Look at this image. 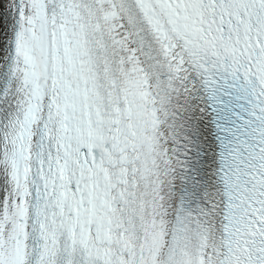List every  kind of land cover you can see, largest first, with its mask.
Here are the masks:
<instances>
[{"label": "snow or ice", "instance_id": "snow-or-ice-1", "mask_svg": "<svg viewBox=\"0 0 264 264\" xmlns=\"http://www.w3.org/2000/svg\"><path fill=\"white\" fill-rule=\"evenodd\" d=\"M0 264H264V0H0Z\"/></svg>", "mask_w": 264, "mask_h": 264}]
</instances>
